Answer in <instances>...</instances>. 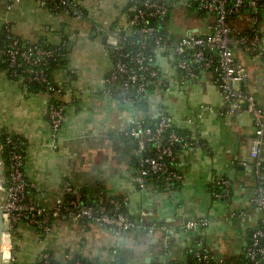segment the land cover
<instances>
[{"label": "crops", "instance_id": "1", "mask_svg": "<svg viewBox=\"0 0 264 264\" xmlns=\"http://www.w3.org/2000/svg\"><path fill=\"white\" fill-rule=\"evenodd\" d=\"M130 1L82 0L86 11L82 20L65 12L53 14L37 0H23L17 5L8 18L22 40L59 45L64 36L68 37V66L55 69L52 75L54 83L64 90L56 98L67 103L66 121L59 132V146L54 149L47 117L50 95L27 93L0 71V128L25 140V172L38 186L46 206L54 204L65 181L85 188L92 203L101 193L108 200L125 199L124 209L131 217L146 213L149 225L166 224L177 229L172 243L176 263L185 260L194 233L184 231L185 222L207 217L211 224L203 233L210 250L221 258L234 259L243 253L251 231L263 217L262 211L249 202L258 191L254 169L244 165L251 162L253 118L246 112L233 117L219 115L223 99L215 73L199 70L183 84L174 54H160L158 66L167 85L152 95L149 114L156 117L163 109L175 125L191 129L201 144L179 155L183 181L176 188L164 191L155 179L141 188L136 182L140 153L125 136L133 120L144 113L110 94L103 83L113 70V59L106 49L109 36L101 29L126 26ZM176 1L180 5L165 23L167 36L176 40L193 31L206 34L210 20L189 12L182 5L184 0ZM40 18L44 20L42 30L15 28L20 21ZM232 26L237 33L247 32L248 14L243 12ZM260 31L263 54L252 55L237 47L235 57L248 70L244 89L264 108V14ZM262 157L264 160V151ZM224 177L232 181V192L222 199L216 197L214 183ZM19 232L25 247L21 259L26 262L45 249L61 263L81 257L93 263L114 264L118 254L125 264H161L164 260V233L160 230L153 235L147 231L121 234L90 223L83 231L79 225L67 227L56 221L52 232L41 238L26 225H21ZM36 241L42 243L38 250L27 248Z\"/></svg>", "mask_w": 264, "mask_h": 264}, {"label": "built area", "instance_id": "2", "mask_svg": "<svg viewBox=\"0 0 264 264\" xmlns=\"http://www.w3.org/2000/svg\"><path fill=\"white\" fill-rule=\"evenodd\" d=\"M22 1L0 0V66L5 68L10 77L22 78L29 85L42 87L50 95L47 117L51 130V146L57 149L59 132L66 121L67 103L56 98L64 90L62 86L54 83L49 69L52 63L59 61L63 46L30 43L15 34L8 14ZM37 1L43 2L53 14L65 12L76 20L86 17L80 0ZM131 2V15L126 26L101 29L109 36L106 49L113 59V70L103 79L104 85L110 94L124 103L138 105L147 101L151 95L150 87L162 88L167 85L158 66V57L162 53L170 52L177 59V66L181 71L180 81L183 84L199 70L215 73L216 85L223 99V106L217 111L218 114L233 117L240 112H246L253 118L254 137L249 149L251 162L244 165H251L254 169L259 188L256 196L249 202L262 211L263 217L260 225L251 231L242 253L244 261L240 263L215 256L203 242L197 249L189 251L198 264H264V108L259 105L254 94L242 88L249 74L246 67L238 63L235 57L237 47L245 48L252 55L263 54L260 26L264 0H184L182 5L189 12H207L212 15V19L206 34L193 31L176 40L164 35L154 22L165 23L180 5L178 1ZM245 9H249V29L241 34L234 31L229 19L232 15L243 14ZM156 118L159 122L155 127H146L138 116L133 120L125 137L139 147L137 184L144 188L149 179H157L162 183L164 191H171L175 184L183 181L179 165L173 170L168 165V158H172L174 154L173 145L179 143L183 150L189 151L199 147L201 141L195 135L181 136L176 132H171L168 138V128L172 122L170 116L160 109ZM4 145L8 153L7 160H1L2 181L5 184L4 223L7 227L4 240H8L6 246H2L4 264H88L81 257L61 263L48 250H42L33 261H18L14 252L12 231L21 222L33 228L39 236L51 233L56 221H61L67 227L79 225L83 231L88 227L86 221H93L104 228H113L121 234L139 229L153 235L156 230H160L164 233V252L168 253L177 229L166 224L160 227L149 225L146 213L138 218L131 217L124 209L125 199L108 200L101 193L94 204H88L85 193L70 181H65L54 204L51 207L46 206L40 199L38 186L25 173L26 142L20 136L9 135ZM2 149L3 146H0V152ZM214 186L224 188V192H219L216 197L225 199L232 183L227 178H220L215 181ZM210 224L207 217L194 218L185 222L183 229L197 232L207 229Z\"/></svg>", "mask_w": 264, "mask_h": 264}, {"label": "trees", "instance_id": "3", "mask_svg": "<svg viewBox=\"0 0 264 264\" xmlns=\"http://www.w3.org/2000/svg\"><path fill=\"white\" fill-rule=\"evenodd\" d=\"M82 1V0H80ZM132 2L130 1L129 3V6H128V10H130V8L132 7ZM85 10V9H84ZM264 12V11H263ZM86 13V11H85ZM244 13H249V9H245L244 10ZM200 15H203L204 17L208 18L209 20L212 19V15L207 13V12H201L199 13ZM264 13H262L263 15ZM129 15H131V12H129ZM262 15H261V19H262ZM70 16V15H69ZM72 17V16H71ZM239 17V15H232L230 16V22L232 23L233 20L237 19ZM85 19V18H84ZM169 20V19H168ZM167 20V21H168ZM166 21V22H167ZM165 22V23H166ZM155 24H157L160 29L162 30V33L164 35H168L166 33V29H165V23H159V22H154ZM248 31V30H247ZM246 32H243L241 34H244ZM67 36H64V38L62 39L63 41L59 44L61 46H63V54L62 56L60 57L59 61L57 63H52L50 65V69H49V72H50V76L52 77L53 75V71L55 69H60V68H67L68 66V58H67V55H68V47H69V43L67 41ZM39 44H44V45H48V46H53L54 44H50V43H47V42H38ZM0 71L1 72H5L7 75L8 73L5 71V68L0 66ZM8 77L12 80V81H16L18 82L23 90L25 92H32V93H37V92H45L44 89L42 87H39V86H35V85H29L27 83L26 80L22 79V78H12L8 75ZM20 77H23V75H20ZM158 88H155L154 86L153 87H150V93L151 95L149 96V98L147 99V101H144L138 105H134L138 110L142 111L144 113V116H139V118H141V121L143 122L144 126L146 127H155L157 125V123L159 122V119L156 118L154 116V114H149L150 112V99L152 97V95L156 92ZM132 96H135V95H132ZM51 98V97H50ZM52 99H55V98H52ZM171 132H176L177 134L181 135V136H189V137H192L194 134L193 132L191 131V129L189 128H184V127H180V126H177L175 125L173 122L170 123V127L168 128V138H169V134ZM9 135H16V136H19L17 134H15L14 132H10L8 131L7 129H2L0 128V146H3V149L1 150L0 152V159L2 161H6L7 160V148L5 147V139L7 136ZM23 139V138H22ZM24 140V139H23ZM25 141V140H24ZM167 141V140H166ZM165 141V142H166ZM169 144V143H168ZM25 149H26V146H25ZM173 151H174V154H173V157L172 158H168V165L170 166V168L173 170L175 169V167L178 165L179 163V155H182L183 153H186L185 150L182 149L181 145L179 143H175L173 145ZM26 173V172H25ZM27 176V175H26ZM28 177V176H27ZM29 178V177H28ZM224 178H227V177H224ZM229 179V178H227ZM157 182H159V185L162 186V183L160 181H158L157 179H155ZM230 180V179H229ZM264 180V179H263ZM231 181V180H230ZM232 183V181H231ZM179 183L175 184L174 188H176L178 186ZM258 188H259V185H257ZM81 191L83 193H86V189L85 188H82ZM214 192L215 194H218L219 192H224V188H222L221 186H215L214 187ZM232 192V188H230L229 190V195L228 197L226 198H229L230 194ZM258 193V191H257ZM86 195V194H85ZM256 196V195H255ZM85 201L88 203V204H94L92 202H90V200L88 199V197H85ZM88 226L90 223H94L93 221H86ZM21 225H26L28 226L25 222H21L20 224H18L12 231V240H13V246H14V252H15V255H16V258L18 261L20 262H25L24 260H22V252H23V244H22V241H23V236L22 234L19 232V227ZM31 228V227H30ZM33 229V228H31ZM34 230V229H33ZM36 232V231H35ZM132 232H144V230H135V231H132ZM205 232V229L203 230H200V231H197V232H194L193 235L190 237V240H189V246L186 248L185 250V260L180 262V263H176L175 260L173 259V250H174V246L173 245H170L168 247V255H166V253L164 254V257H163V262L161 264H198L196 262V260L194 259L193 255H192V252L189 251V249H197L199 246H200V243L203 242L204 245L206 246V248H209L207 242H206V239H205V234L203 233ZM42 236H40L39 238H41ZM249 241V239H248ZM173 246V247H172ZM47 250V249H45ZM211 251V250H210ZM212 252V251H211ZM213 253V252H212ZM214 254V253H213ZM216 256V255H215ZM219 257V256H217ZM84 259V258H83ZM86 262H88V264H98V263H93L91 262L90 260H87V259H84ZM167 260V261H166ZM227 261H234L235 263H240L242 261H244V258L241 255L239 256H236L234 257V259H226ZM115 263H119V264H125V261L123 260V258L120 256V254L117 255V258L114 262Z\"/></svg>", "mask_w": 264, "mask_h": 264}, {"label": "water", "instance_id": "4", "mask_svg": "<svg viewBox=\"0 0 264 264\" xmlns=\"http://www.w3.org/2000/svg\"><path fill=\"white\" fill-rule=\"evenodd\" d=\"M244 89V85L242 86ZM244 108H246V105H244ZM136 150H139L138 145L135 144ZM5 187V184L2 181V169H1V159H0V264L3 263V241H4V233L7 229L5 223H4V193L3 188ZM147 262L150 263V258H147Z\"/></svg>", "mask_w": 264, "mask_h": 264}, {"label": "rangeland", "instance_id": "5", "mask_svg": "<svg viewBox=\"0 0 264 264\" xmlns=\"http://www.w3.org/2000/svg\"><path fill=\"white\" fill-rule=\"evenodd\" d=\"M43 25H44V20L40 18V20L38 19V21L37 20L30 21V22L29 21H20V22H18V24L16 25L15 28L16 29L20 28V29H23V30H29L30 31L34 27L36 29L42 30L43 29ZM4 74L6 75L5 72H4ZM37 241L35 242L34 245H28L27 248L31 249V250H38L42 246V243H39ZM24 248L25 247H23V250H24Z\"/></svg>", "mask_w": 264, "mask_h": 264}, {"label": "bare ground", "instance_id": "6", "mask_svg": "<svg viewBox=\"0 0 264 264\" xmlns=\"http://www.w3.org/2000/svg\"><path fill=\"white\" fill-rule=\"evenodd\" d=\"M7 243H8V240H7V238H5L3 246H6Z\"/></svg>", "mask_w": 264, "mask_h": 264}]
</instances>
